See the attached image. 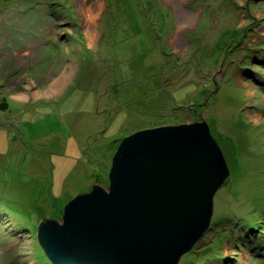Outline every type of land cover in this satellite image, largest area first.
<instances>
[{
    "label": "rangeland",
    "instance_id": "rangeland-1",
    "mask_svg": "<svg viewBox=\"0 0 264 264\" xmlns=\"http://www.w3.org/2000/svg\"><path fill=\"white\" fill-rule=\"evenodd\" d=\"M3 98L0 264H54L40 219L109 185L120 139L202 118L230 175L179 264H264V0H0Z\"/></svg>",
    "mask_w": 264,
    "mask_h": 264
},
{
    "label": "water",
    "instance_id": "water-1",
    "mask_svg": "<svg viewBox=\"0 0 264 264\" xmlns=\"http://www.w3.org/2000/svg\"><path fill=\"white\" fill-rule=\"evenodd\" d=\"M109 185L76 194L36 237L54 264H179L211 225L230 175L205 118L137 130L120 139Z\"/></svg>",
    "mask_w": 264,
    "mask_h": 264
},
{
    "label": "trees",
    "instance_id": "trees-1",
    "mask_svg": "<svg viewBox=\"0 0 264 264\" xmlns=\"http://www.w3.org/2000/svg\"><path fill=\"white\" fill-rule=\"evenodd\" d=\"M51 5H53V4H55V2L54 1H51V3H50ZM56 4H58V3H56ZM61 4H60V2H59V5L58 6H60ZM250 28H251V25H250V27H249V30H250ZM6 106H7V100H6V98H3V100H2V102H0V108H6ZM45 255V254H44ZM46 257V256H45ZM46 259L48 260V261H50L47 257H46Z\"/></svg>",
    "mask_w": 264,
    "mask_h": 264
}]
</instances>
